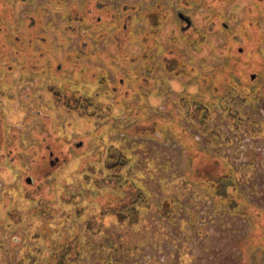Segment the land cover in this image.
I'll list each match as a JSON object with an SVG mask.
<instances>
[{"label": "rangeland", "instance_id": "obj_1", "mask_svg": "<svg viewBox=\"0 0 264 264\" xmlns=\"http://www.w3.org/2000/svg\"><path fill=\"white\" fill-rule=\"evenodd\" d=\"M86 1L63 0L64 18L49 10L55 16L47 19L63 21L58 92L91 97L95 116L55 101L37 86V74L25 75L19 45L0 51V264H55L69 241L67 264H254L264 235L252 232L253 221L231 217L210 178L220 183V173H232L233 194L239 200L241 192L264 225V0H99L121 17L123 4L139 5L135 19L148 12L154 20L144 16L143 41L134 36L137 22L125 33L113 22L74 25L77 11L86 16ZM30 8L19 0L14 14L5 8L12 20L3 23L0 41L27 38L15 19L36 12ZM179 8L195 23L185 35ZM51 27L39 36H57ZM168 58L181 69L168 71ZM196 105L210 111L207 126ZM114 163L121 172L108 170ZM140 193L149 206H138L136 222L103 213ZM166 200L177 203L168 218L161 213ZM248 236L255 237L251 246Z\"/></svg>", "mask_w": 264, "mask_h": 264}, {"label": "flooded vegetation", "instance_id": "obj_2", "mask_svg": "<svg viewBox=\"0 0 264 264\" xmlns=\"http://www.w3.org/2000/svg\"><path fill=\"white\" fill-rule=\"evenodd\" d=\"M21 4L25 5L26 7H31L30 9H34L36 12L31 13L33 10H29L27 13V16L23 19H15V22L19 25H24L25 28L29 31L28 36L26 39L18 36L17 34H14L10 37H8L6 40L0 41V51L7 49V43L14 45H19L18 47L20 50H23L24 62L25 67L24 70H26L25 75L30 74H37L38 77V84L37 86H41L43 89L46 88L49 91L54 92V99L55 101H62L65 104H72L73 107L78 106L79 102L82 98L85 97H79L73 100V98L68 99V96H62L61 93L58 92L57 84H61L63 82V36L61 35L63 32V21H57V20H49L47 19V15L54 17L55 15H49L47 12L50 10L51 12L60 13L62 18H64V11L63 10V0H49L50 5H47L43 2V0H19ZM109 3V4H108ZM169 3V2H168ZM14 6V0H3V2H0V11L4 12V16L0 17V31H4L3 27L5 22L7 20L11 21V13L6 14L7 11H5V8H8L7 10L12 11L14 14L15 11L13 9ZM82 6H86L88 8V11L90 10V13L87 11L86 16H81L78 11L76 12V18H73L74 25L79 24H85V25H100L102 23H114L115 26L121 27L122 31L125 33L127 32V29L131 23H136L138 26V31L134 33V36L141 38V41H143V34L141 30V23L144 20V16L148 19V22L151 20V17L148 16V12H138L136 15V19L133 18V13L137 11L139 5L136 6H129L128 4H123L120 8L121 14L124 15V17H121V15L117 14H111L112 10H110L111 2L106 1H95V0H88L84 4L82 2ZM141 6V5H140ZM160 4L157 3L155 6L153 5V8L159 7ZM90 7V9H89ZM115 7L119 8L117 4H115ZM185 8V6H184ZM98 12L99 15L95 19V21L92 20L93 13ZM176 13V19L179 26L180 34L185 35L188 33V31L194 27V20L192 16L182 11L180 8L177 9ZM92 12V13H91ZM66 13V11H65ZM108 13H110V16L107 18H104ZM0 14H3L0 12ZM157 14L155 13V10H152V17H156V24H152V28H156L158 26V20H157ZM70 14L67 13V19L69 20ZM8 21V22H9ZM14 22V23H15ZM50 23V24H49ZM221 26L224 28H227L226 23L221 21ZM51 25L54 26L55 30L57 31V36H45L41 37L39 36L38 30H48L52 29ZM74 25L72 27H74ZM218 26V21L213 20L211 23V26ZM16 27V26H15ZM71 27V26H70ZM21 28V27H20ZM22 29V28H21ZM17 30V29H16ZM133 35V34H132ZM17 39H16V38ZM14 39V40H13ZM200 39H204L203 37ZM80 45L83 43L87 44L84 41L79 42ZM9 47V46H8ZM25 48V49H24ZM76 50V56L79 55L78 49L74 47ZM16 50L15 47L9 49L10 54H13V52ZM20 50H17V53H21ZM74 51V50H73ZM19 55V54H18ZM138 57H130L129 61L131 64H138L137 62ZM173 61H171L169 58L164 59V67L170 71L174 72L178 69L180 66V63L177 61V59L173 58ZM136 61V62H135ZM171 61V62H170ZM177 61V62H176ZM176 62V63H175ZM177 65V66H176ZM169 66H172L169 67ZM176 66V67H175ZM14 70L11 65H9L7 71ZM153 67H148L147 71H152ZM65 71V70H64ZM255 79V78H254ZM119 83L122 85L124 83L123 79H120ZM64 97V98H63ZM88 102H83V105H87L88 107L92 106L93 100L91 97H87Z\"/></svg>", "mask_w": 264, "mask_h": 264}, {"label": "trees", "instance_id": "obj_3", "mask_svg": "<svg viewBox=\"0 0 264 264\" xmlns=\"http://www.w3.org/2000/svg\"><path fill=\"white\" fill-rule=\"evenodd\" d=\"M83 102H88V100L87 99L84 100L82 98L80 100L78 106H75V107L71 106L69 108L73 109L75 111H78L79 113H81L82 115H85V116H89V117L95 116L92 113H89L90 107H88L87 105L86 106L83 105ZM196 106H198V105H196ZM196 109H197V112H195V115L198 116V113H200L201 122L207 126L208 119L211 116L210 111L208 109L204 108L203 106H198ZM203 110H206V112L203 113L202 112ZM216 135H218V138H219V134L217 133ZM111 158H113V157H111ZM118 158H120V161H122V160H124L125 162L127 161V159L122 155H119ZM118 164L114 163L112 165H107V168H108V170H111L114 173H118L119 169L121 172L122 169L119 168L120 165H118ZM222 174L223 173H220L218 176L220 183H214V181H212V178H210V180H211L210 189L213 191L214 195H216L218 198H220V200L222 201V202H220V204L225 205L227 207V212L231 214V217L235 216V217L249 219L251 222L253 221V223H255V224H254L252 232L254 233V231H257V229L259 228L261 230V233L264 235V225L260 226V224H258V221L254 220L253 214L251 212H249V210H248V207H250V205H249L250 203L246 204V202H244L240 199V197L242 195L241 192H239V197H238L239 200H237V194H233L234 192L231 189L235 188V184H234L235 181L233 179L232 173L229 174V172H226L225 175H222ZM234 190H236V189H234ZM67 194L68 193H65V195H64L65 199H66ZM41 201H45L46 203L49 202V201H46V199H43ZM72 202H73V200L69 201L67 203L69 204ZM172 202H174V204H177L175 200H172V201L166 200V203L163 204V210L161 211L163 217H167V218L169 217L167 212L169 210H171V207H172L171 203ZM142 204H144V206L146 204L147 208L149 206V203L147 202V200L140 193L138 198L135 201L131 202L129 205L128 204L121 205L119 208L114 209V211H112L111 209H106L103 211V213H106V212L109 213V211H111L112 215L117 218L118 222H126L127 219L131 222H136L137 221V215H138V209L137 208H138V206H140ZM254 216H257V215L254 214ZM255 227H256V229H255ZM248 237L250 238L249 239V241H250L249 245L251 246V245H253V240L255 237H252V236H248ZM77 242H78V240L76 238L75 243H77ZM115 242L116 241H110V240L107 241L106 240L105 245L107 247H109V249L110 248H111V250L113 249L112 251L114 253H117L116 251H119V252L121 251L122 246L120 245V246L116 247ZM68 243H70V241ZM67 244H66V247L64 248V251L56 252L55 256H58V259H57L58 261H56L55 264H57V263L58 264H67V261L69 259H68L66 252H69L68 248L71 247L70 245H67ZM259 248H261V252L259 253L260 256H257L256 260L253 262L254 264H256L258 262V259H260L261 261H264V246L260 245ZM112 258L116 259L117 256L113 255ZM72 260H74V258ZM261 261L258 264H262Z\"/></svg>", "mask_w": 264, "mask_h": 264}, {"label": "water", "instance_id": "obj_4", "mask_svg": "<svg viewBox=\"0 0 264 264\" xmlns=\"http://www.w3.org/2000/svg\"><path fill=\"white\" fill-rule=\"evenodd\" d=\"M251 78L254 79L255 78V75H252ZM27 182L28 183H32L33 182V179L31 177H29V178H27Z\"/></svg>", "mask_w": 264, "mask_h": 264}]
</instances>
